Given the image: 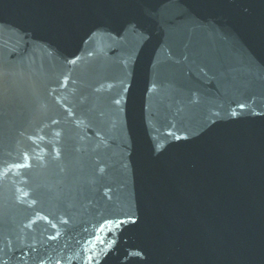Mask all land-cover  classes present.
<instances>
[{
  "label": "water",
  "instance_id": "1",
  "mask_svg": "<svg viewBox=\"0 0 264 264\" xmlns=\"http://www.w3.org/2000/svg\"><path fill=\"white\" fill-rule=\"evenodd\" d=\"M0 264H264V0H0Z\"/></svg>",
  "mask_w": 264,
  "mask_h": 264
}]
</instances>
